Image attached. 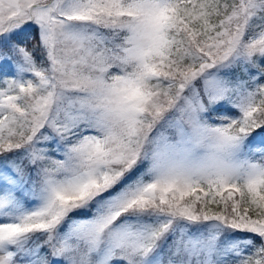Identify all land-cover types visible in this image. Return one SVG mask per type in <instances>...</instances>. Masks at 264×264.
Returning <instances> with one entry per match:
<instances>
[{
  "label": "snow or ice",
  "instance_id": "snow-or-ice-1",
  "mask_svg": "<svg viewBox=\"0 0 264 264\" xmlns=\"http://www.w3.org/2000/svg\"><path fill=\"white\" fill-rule=\"evenodd\" d=\"M0 264H264V0H0Z\"/></svg>",
  "mask_w": 264,
  "mask_h": 264
}]
</instances>
